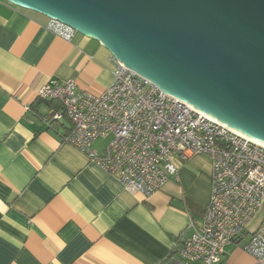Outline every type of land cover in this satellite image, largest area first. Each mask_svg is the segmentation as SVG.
I'll return each mask as SVG.
<instances>
[{
	"label": "crops",
	"instance_id": "1",
	"mask_svg": "<svg viewBox=\"0 0 264 264\" xmlns=\"http://www.w3.org/2000/svg\"><path fill=\"white\" fill-rule=\"evenodd\" d=\"M47 21L0 0V264H157L202 224L211 161L178 162L177 178L145 197L65 141L69 120L44 119L61 106L38 88L55 78L99 94L116 63L98 39L75 31L65 40ZM97 139L89 148L101 153L108 141ZM263 219L264 199L250 229ZM224 258L254 264L242 242L226 243Z\"/></svg>",
	"mask_w": 264,
	"mask_h": 264
},
{
	"label": "built area",
	"instance_id": "2",
	"mask_svg": "<svg viewBox=\"0 0 264 264\" xmlns=\"http://www.w3.org/2000/svg\"><path fill=\"white\" fill-rule=\"evenodd\" d=\"M46 26L65 40L75 32L57 19L48 18ZM113 58V80L99 94L78 90L75 80L43 83L37 98L61 106L44 119L66 117L65 141L114 174L125 189L145 197L177 178L178 162L195 154L210 159L211 192L202 224H190L191 232L181 234L157 264H228L225 244L243 239L254 264H264V219L250 229L264 199V145ZM109 134L101 153L89 148Z\"/></svg>",
	"mask_w": 264,
	"mask_h": 264
},
{
	"label": "water",
	"instance_id": "3",
	"mask_svg": "<svg viewBox=\"0 0 264 264\" xmlns=\"http://www.w3.org/2000/svg\"><path fill=\"white\" fill-rule=\"evenodd\" d=\"M99 40L160 89L264 140V0H7Z\"/></svg>",
	"mask_w": 264,
	"mask_h": 264
},
{
	"label": "bare ground",
	"instance_id": "4",
	"mask_svg": "<svg viewBox=\"0 0 264 264\" xmlns=\"http://www.w3.org/2000/svg\"><path fill=\"white\" fill-rule=\"evenodd\" d=\"M195 108H196V107H195ZM197 109H198V108H197ZM198 110H200V109H198ZM200 111H202V110H200ZM202 112H204V111H202ZM204 113L207 114L208 116L212 117L213 119H215V120H217V121H219V122H222V123L228 125V124H227L226 122H224L223 120H221V119H219V118H217V117H214V116H212V115H210V114H208V113H206V112H204ZM228 126H229V125H228ZM229 127H231V126H229ZM231 128H232L233 130H235L236 132H239V133H241V134H244V135H246V136L252 138L253 140H255V141H257V142H259V143H261V144L264 145V140L259 139V138H256V137L249 136V135H247V134L241 132L240 130H238V129L234 128V127H231Z\"/></svg>",
	"mask_w": 264,
	"mask_h": 264
},
{
	"label": "rangeland",
	"instance_id": "5",
	"mask_svg": "<svg viewBox=\"0 0 264 264\" xmlns=\"http://www.w3.org/2000/svg\"><path fill=\"white\" fill-rule=\"evenodd\" d=\"M111 138V135L109 134L108 136H106L105 138H99L98 140V145H101L102 143H106L109 139ZM240 242H244V239L241 240Z\"/></svg>",
	"mask_w": 264,
	"mask_h": 264
},
{
	"label": "trees",
	"instance_id": "6",
	"mask_svg": "<svg viewBox=\"0 0 264 264\" xmlns=\"http://www.w3.org/2000/svg\"><path fill=\"white\" fill-rule=\"evenodd\" d=\"M69 129H70V127H69ZM69 129H68V130H69ZM67 133H68V132H67ZM67 133L65 134V136L67 135ZM65 136H64V137H65ZM180 236H181V234H180L176 239L178 240V239L180 238ZM235 242H236V241H235Z\"/></svg>",
	"mask_w": 264,
	"mask_h": 264
}]
</instances>
